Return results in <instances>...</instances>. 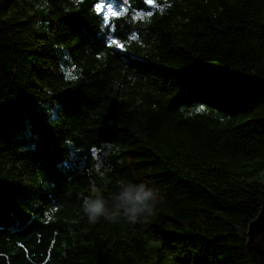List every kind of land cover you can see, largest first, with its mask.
Wrapping results in <instances>:
<instances>
[{"label": "trees", "instance_id": "trees-1", "mask_svg": "<svg viewBox=\"0 0 264 264\" xmlns=\"http://www.w3.org/2000/svg\"><path fill=\"white\" fill-rule=\"evenodd\" d=\"M97 2L0 0V264H253L264 0H111L107 26ZM129 181L160 189L154 220L83 217Z\"/></svg>", "mask_w": 264, "mask_h": 264}, {"label": "clouds", "instance_id": "clouds-1", "mask_svg": "<svg viewBox=\"0 0 264 264\" xmlns=\"http://www.w3.org/2000/svg\"><path fill=\"white\" fill-rule=\"evenodd\" d=\"M163 199L160 189L145 182L122 183L111 197L94 190V195L85 197L81 212L89 223L101 220L118 223L121 219L131 225L145 224L158 215Z\"/></svg>", "mask_w": 264, "mask_h": 264}, {"label": "snow or ice", "instance_id": "snow-or-ice-1", "mask_svg": "<svg viewBox=\"0 0 264 264\" xmlns=\"http://www.w3.org/2000/svg\"><path fill=\"white\" fill-rule=\"evenodd\" d=\"M122 2L123 4L127 5L129 3V0H122ZM143 3L145 5H148L149 8L157 7L156 0H143ZM127 10L128 9H119V10L115 9L113 7L111 0H109V2L107 3H101V2L95 3V9H94L95 13L98 16H102V19L106 26L110 23V18H120L125 14ZM145 14L148 16L152 15L150 11L146 13L137 12L136 17H140ZM113 45L115 46L116 49H119L120 51L124 50V45L118 39H114V38L110 39L109 47ZM72 79H75V77H72ZM253 227L254 228L258 227L260 230L264 231V216L260 218L259 224L254 225Z\"/></svg>", "mask_w": 264, "mask_h": 264}, {"label": "water", "instance_id": "water-1", "mask_svg": "<svg viewBox=\"0 0 264 264\" xmlns=\"http://www.w3.org/2000/svg\"><path fill=\"white\" fill-rule=\"evenodd\" d=\"M146 6L149 8L148 5ZM262 216H264V202L259 216L249 225L248 229L246 250L253 264H264V231L260 230L258 227H253L259 224Z\"/></svg>", "mask_w": 264, "mask_h": 264}, {"label": "rangeland", "instance_id": "rangeland-1", "mask_svg": "<svg viewBox=\"0 0 264 264\" xmlns=\"http://www.w3.org/2000/svg\"><path fill=\"white\" fill-rule=\"evenodd\" d=\"M52 117L54 118L55 116ZM195 255H196L195 253L170 255L167 250L163 249L160 256H158L157 252L154 253V259L156 262H158L161 259L162 263L183 264L182 262H184L187 258H190V256H193L195 258Z\"/></svg>", "mask_w": 264, "mask_h": 264}]
</instances>
